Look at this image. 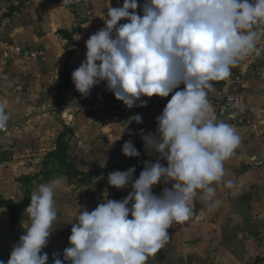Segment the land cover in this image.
<instances>
[{
  "label": "clouds",
  "instance_id": "9594fccd",
  "mask_svg": "<svg viewBox=\"0 0 264 264\" xmlns=\"http://www.w3.org/2000/svg\"><path fill=\"white\" fill-rule=\"evenodd\" d=\"M137 8L138 0L109 8L105 26L85 42V59L71 74L76 91L87 97L106 82L115 99L131 109L142 97L167 98L181 84L184 88L156 118L155 135L143 136L156 162H145L135 180L134 167L109 174V186L123 190L131 185L127 197L73 213L70 246L63 252L71 264H146L169 239L168 229L191 217L198 193L210 206L224 162L241 143L230 124L210 118L208 92L214 90L212 82L229 77L249 54L259 53L264 0H144L143 15ZM122 20L127 23L118 26ZM7 107L0 101V129L10 119ZM132 119L141 122L139 115ZM122 154L140 155L131 140L123 144ZM65 182L57 177L32 192L24 210L27 220L21 221L23 234L7 264H47L42 249L57 220L55 195L66 190ZM162 182H171L172 188L154 195L153 188ZM54 264L64 262L56 259Z\"/></svg>",
  "mask_w": 264,
  "mask_h": 264
},
{
  "label": "crops",
  "instance_id": "0c3cea01",
  "mask_svg": "<svg viewBox=\"0 0 264 264\" xmlns=\"http://www.w3.org/2000/svg\"><path fill=\"white\" fill-rule=\"evenodd\" d=\"M43 3L40 21L15 29L11 44L0 36V101L7 103L10 116L7 123L10 132L0 140V199L22 203L29 197L30 204L31 194L38 185L52 180L53 171L48 167L52 163L59 168L66 167V172H62L66 190L59 192L62 193L60 204H65L61 216L69 225L73 213L79 208L85 209V177L106 179L101 173L103 168L156 162V154L146 151L143 136L155 135L156 118L163 109L140 105L121 109L117 105L111 112L93 113L89 108L77 107L80 93L75 89L71 74L85 59V42L105 26L109 8L122 7L124 0H72L71 3L45 0ZM143 4L144 0H138L139 15H143ZM124 23L127 21L118 22V26ZM62 31L70 34L76 31L73 42L63 37ZM6 47L8 51H4ZM257 48L260 49L258 54H249L233 67L245 73H256V76L246 83L247 95L239 108L231 111L234 118L228 124L236 130L241 143L224 162V174L231 177L235 170L250 167L259 172V177L252 180L264 187V37L258 41ZM230 79L231 75L212 82L213 89ZM183 88L181 84L170 95ZM97 89L103 90L114 103L119 102L107 89L106 82L94 86L90 94L93 96ZM214 90L208 92V97ZM209 105L210 112L212 103ZM137 115L141 117L140 123L132 119ZM62 135H65L68 148L67 158L63 160L52 156ZM129 140L140 153L139 157L128 158L122 154L123 144ZM160 163L167 166L165 160ZM252 171L250 175L255 176ZM225 180L213 185L215 191ZM240 186V191L244 192L255 185L249 187L248 182L241 179ZM165 187L171 189L172 183L158 184L153 188V194L161 195ZM222 190L229 189L224 187ZM65 191L70 194L67 199H64ZM99 192L98 204L107 199V195H102L103 191ZM199 195L202 193H198L190 205L192 215L196 214L195 223L223 221V214H217L212 208H228V202L216 203L214 196L210 206H206ZM183 224L185 222L178 226L182 228ZM170 228L168 234L172 233ZM192 231L187 233L188 237L197 233Z\"/></svg>",
  "mask_w": 264,
  "mask_h": 264
},
{
  "label": "rangeland",
  "instance_id": "374dc122",
  "mask_svg": "<svg viewBox=\"0 0 264 264\" xmlns=\"http://www.w3.org/2000/svg\"><path fill=\"white\" fill-rule=\"evenodd\" d=\"M44 1L0 0V36L7 44H11L15 29L40 21ZM4 51H8L7 47ZM65 168H59L52 163L48 167L53 171L51 179L62 177ZM224 170L225 173L226 169ZM251 170L255 172L252 171L256 174L255 176L250 175ZM257 177L259 172L250 167L235 170L231 177L229 174H224L222 179L226 180L215 191L217 199L215 201L216 203L226 201L229 207L221 209L214 206L212 208L217 214H223V221L218 224H196L194 221L196 214H194L185 221L182 228L174 223L170 228L172 233L168 234L169 239L157 253L148 258L146 264H264V187L256 185L252 180ZM241 179L248 182L249 187L255 186L242 192L240 191ZM228 181L232 182V187L227 186ZM85 187L87 189L85 209L89 212L98 205L99 191H103L102 195H107L105 198L116 201H119L123 193L122 190L109 186L108 178L92 180L85 177ZM224 187L229 190L223 191ZM64 195V199L70 197L67 191ZM61 197L62 193L58 191L55 196L57 220L53 223L51 229L53 232L42 253H47L52 261L60 259L64 264H71L70 261L64 260L63 252L70 246L72 224L67 225L62 219L61 212L65 204H60ZM24 210H17L15 218L6 208L0 207V262L2 264H7L13 247L19 242L21 235L18 230L22 229L21 221L23 218L27 220V213ZM131 218L130 214L129 219ZM192 230H196L197 233L188 237L187 233Z\"/></svg>",
  "mask_w": 264,
  "mask_h": 264
},
{
  "label": "built area",
  "instance_id": "2783aa9c",
  "mask_svg": "<svg viewBox=\"0 0 264 264\" xmlns=\"http://www.w3.org/2000/svg\"><path fill=\"white\" fill-rule=\"evenodd\" d=\"M256 73H245L238 68H233L231 70V79L225 83L224 85H220L215 88L214 93L208 97V101L212 103V110L209 112L210 118L214 121L220 122L223 121L228 123L230 120L234 118L231 111L237 110L239 105L241 104L243 98L247 95L246 83L254 79ZM91 92V91H90ZM172 98L169 95L167 98H159V97H142L140 101H137L136 105H141L144 101H146V106L149 109H164ZM120 106L121 109L126 108L122 101L118 103H114L111 101L106 93L97 89L94 95L92 96L90 93L87 97H83L79 94L78 97V105L79 108H89L93 113H98L100 111L111 112L116 106ZM10 132V126L7 125L5 128L0 129V140L8 135ZM155 163V162H149ZM145 163L138 165H125L120 167H114L110 169H101V173L104 177L108 178L109 174L114 171H126L129 168H135V173L133 174V180L138 179L141 171ZM131 191V185L122 190V195L119 198V201H122L127 197L128 193Z\"/></svg>",
  "mask_w": 264,
  "mask_h": 264
},
{
  "label": "trees",
  "instance_id": "16d2710c",
  "mask_svg": "<svg viewBox=\"0 0 264 264\" xmlns=\"http://www.w3.org/2000/svg\"><path fill=\"white\" fill-rule=\"evenodd\" d=\"M75 32L76 31L70 34V33H67L66 31H62L61 35L65 37L66 39L70 40L71 42H73V35L75 34ZM64 137L65 135H62V137L60 138V141L58 142L57 150L54 153H52V156L56 158H61L62 160L67 158V149H68L67 143L64 141ZM28 204H29V197H26L25 201L22 203H15L12 201H6L3 199H0V207L6 208L10 213L14 215L15 218H16V214H15L16 211L26 209ZM18 232L20 233V235H22L23 229H19ZM47 264H54V261H52V259L48 257Z\"/></svg>",
  "mask_w": 264,
  "mask_h": 264
}]
</instances>
